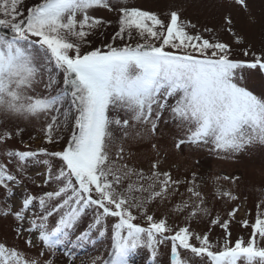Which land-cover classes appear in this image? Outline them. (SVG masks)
I'll use <instances>...</instances> for the list:
<instances>
[{"label": "snow or ice", "instance_id": "6c2138e0", "mask_svg": "<svg viewBox=\"0 0 264 264\" xmlns=\"http://www.w3.org/2000/svg\"><path fill=\"white\" fill-rule=\"evenodd\" d=\"M234 3L248 7L246 0ZM101 11L115 16L107 40L113 20ZM232 24L225 15V29L240 42ZM189 28L196 25L182 22L180 10L165 20L126 0H36L28 7L24 0H0V114L5 120H43L44 137L35 150L16 148L9 141L25 143V127L0 130V225L8 224L17 242L0 240V264H54L57 251L66 264H76L75 250L106 234L109 258L93 264H131L141 247L159 264L165 242L171 264H191L181 250L201 264H238L242 258L264 264V246L257 244V236L264 240V213L250 225L248 241L233 243L230 225L239 205L223 217L214 214L195 172L191 180L174 178L159 160L148 172L127 162L116 165L132 155L123 140L143 135L138 125L155 135L165 113L184 132L177 149L194 145L236 155L264 145V53L245 48L251 59H236L229 43ZM257 76L258 85L251 82ZM113 126L122 132L116 159ZM182 185L190 195L173 211L185 223L173 227L153 205L170 202ZM214 195L239 199L223 186ZM205 218L207 231L192 228L191 221ZM217 227L224 232L222 245L210 239Z\"/></svg>", "mask_w": 264, "mask_h": 264}, {"label": "rangeland", "instance_id": "374dc122", "mask_svg": "<svg viewBox=\"0 0 264 264\" xmlns=\"http://www.w3.org/2000/svg\"><path fill=\"white\" fill-rule=\"evenodd\" d=\"M35 2L36 0H24V6H31ZM126 2L143 5L160 14L165 20L170 11L180 10L182 22L196 25L194 30L189 28L190 31H199L205 38L219 39L229 43L236 59H251L243 55L245 48H250L257 54L264 53V0H246L247 9L235 4L234 0H126ZM227 14H230L233 19L232 32L242 37L240 42L225 29L224 17ZM99 15L113 20V25L106 29L105 37H103L107 40V36L115 30V16L106 11H101ZM205 28L213 29V31L205 32ZM100 39L101 37L97 34L93 43L98 45ZM251 82L258 85L259 76L254 77ZM0 122H2L0 130L4 127L14 129L17 123L25 127L22 137L25 143H21V138L16 137L9 141L10 145L16 148L29 145L33 150L43 145L44 137L40 130L43 120L31 123L14 119L5 120L3 114H0ZM146 128L147 126L138 125L136 130L143 131L144 134L138 138L123 140L126 153L130 152L132 155H125L124 161L116 160V165L127 162L129 166L135 165L148 172L151 162L159 160L161 170H170L174 178L191 180L192 173L195 172L199 190L206 197L207 206L213 210L214 214L223 217L227 211L239 205V211L230 225L231 240L233 243L240 238L248 241L253 231L250 225L254 223L257 215L264 213V145H253L245 152L236 155L209 151L206 147L194 145H185L177 149L175 143L183 137L184 132L169 118L168 113H165L162 118L155 135L147 134ZM113 133L116 141L112 151L113 159H116L114 154L121 143L122 132L118 127L113 126ZM29 137H34V139ZM65 138H67V130H65ZM152 145H156V148L154 149ZM224 177H238L239 179L229 181ZM219 186L231 189L239 196V199L236 201L219 199L214 195ZM186 187L187 185H182L179 193L170 202L159 207L153 205L157 215L162 213L168 215L169 224L173 227L183 226L185 223V216L173 211V205L181 198H188L190 194L186 191ZM180 194H183V197ZM244 220L249 221V227L243 226ZM137 222L145 223L140 217ZM191 225L198 232L207 231V218L193 220ZM93 239L97 242H85L82 248L75 250L76 264H93L94 261L98 262V258H107L111 246L110 236L108 234L103 238L94 236ZM210 239L214 244L219 241L222 245L223 230L218 227L213 228ZM0 240H6L9 244L17 243L13 239V233L8 224L0 225ZM257 244L264 246V240H261L259 236H257ZM19 247H24L22 242L19 243ZM158 252L159 264H171L170 242H165ZM181 256L183 259L191 260V264H201L199 258L193 257L186 250H181ZM66 259L62 251H57L54 264H66ZM131 264H154L151 250L146 247L135 250L131 257ZM238 264H245L243 258Z\"/></svg>", "mask_w": 264, "mask_h": 264}]
</instances>
